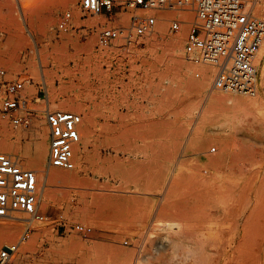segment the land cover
Instances as JSON below:
<instances>
[{
  "label": "rangeland",
  "instance_id": "obj_1",
  "mask_svg": "<svg viewBox=\"0 0 264 264\" xmlns=\"http://www.w3.org/2000/svg\"><path fill=\"white\" fill-rule=\"evenodd\" d=\"M66 1L0 0V68L10 79H23L22 93L38 115L29 126L17 127L0 112V135L4 129L12 132L14 150L29 155L39 135L49 141L46 110L74 111L83 117L76 163L78 151L85 150L81 167L74 169L78 180L53 184L46 208L40 201L41 183L38 208L45 221L32 224L15 264H233L232 256L212 252L230 246L237 220L242 226L253 222L252 254L246 255L244 243L241 260L264 264V49L255 95L215 90L214 77L200 90L191 82L199 84L208 71L215 76V68L185 55L195 12L157 11L167 20L139 44L118 40L102 47L100 32L128 26L130 14L110 21L84 13L81 0L76 7ZM250 1L264 18V0ZM67 12L73 15L72 28L59 33L56 27ZM175 18L184 21L177 32L171 29ZM175 39L190 71L186 77L180 75ZM222 95L258 101L235 112L212 108L211 99ZM68 99L74 100V109L60 105ZM0 151L8 148L0 145ZM209 160L220 164L207 173L203 165ZM23 168L36 170L28 163ZM46 170L56 168L46 165ZM96 195L111 199L100 201ZM97 205L100 211L93 207ZM28 217L17 211L0 218L14 227L0 250L18 240ZM76 224L91 230L78 232ZM203 233L206 246L197 238Z\"/></svg>",
  "mask_w": 264,
  "mask_h": 264
},
{
  "label": "built area",
  "instance_id": "obj_2",
  "mask_svg": "<svg viewBox=\"0 0 264 264\" xmlns=\"http://www.w3.org/2000/svg\"><path fill=\"white\" fill-rule=\"evenodd\" d=\"M248 0H81L82 11L91 16L114 20L118 14L129 13L128 26L105 27L99 44L109 47L118 40L127 45L139 44L155 31L160 17L157 11L171 9L196 13L194 27L188 34L185 55L195 64L215 68L213 88L227 93L252 95L258 89V63L264 45V18L258 16ZM73 15L67 12L58 23L59 33L72 28ZM184 22L172 19V31L177 32ZM23 79L8 78L0 68V112L19 126H29L37 112L29 107L22 93ZM49 127V168L70 171L75 169V151L81 142L83 117L74 111L46 110ZM215 151V148L213 149ZM38 178L32 169L23 168L17 159L0 151V218L24 212L27 226L17 241L0 250V264H15L21 245L32 231V224L45 221L38 208ZM74 228L86 233L90 228L76 224Z\"/></svg>",
  "mask_w": 264,
  "mask_h": 264
},
{
  "label": "bare ground",
  "instance_id": "obj_3",
  "mask_svg": "<svg viewBox=\"0 0 264 264\" xmlns=\"http://www.w3.org/2000/svg\"><path fill=\"white\" fill-rule=\"evenodd\" d=\"M66 2L69 6L76 7L78 0H67ZM164 18H166V15L164 16ZM161 32L163 33V29L161 30ZM172 42H175L174 48H175L176 56L178 59V60L176 59V61L180 62L179 63L180 64V75L182 77H186L187 75L190 74V71L181 62L182 54L180 52V46H179L180 42L177 39L172 40ZM263 49H264V47H262L261 52H263ZM258 65H259V63H258ZM258 68H259V66H258ZM103 72H104V70H103ZM213 77H214V71H213V74H212V72L210 73V71H208L207 74H205L203 80L199 84H196L195 82H191V85H193L195 87H199L200 90H205L206 88H208L210 86V83H211ZM261 79H262V84H264V64L261 67ZM256 93H257V91H256ZM233 94H239V93H233ZM255 94H252V95H255ZM257 101H258V99H255V98L239 97V96H234V95H230V96H223L222 95L221 97L212 98L210 101V105L212 106V108L222 107L228 111L231 110V111L235 112L237 110L249 109L252 106L256 105ZM60 105L66 107V108H71V109L75 108V102L72 99L63 100ZM83 106H85V104H83ZM90 113H92V112L90 111ZM97 116H99V115H97ZM106 125H108V127H109L108 120H106ZM85 134L87 135V133H85ZM13 139H14V134L12 132H8L6 129H4L2 134L0 135V145L7 147L8 148L7 153L11 157L17 159L21 166L22 165L24 166V164L28 163V165H30V167H34L36 169V170H34L35 172L40 171L42 173L39 176L37 175L38 191H39V187H40L41 183L43 182L40 201H41L43 207H45V208L49 207L51 205V202L53 199V194H54L53 190L51 189L53 184H57V183L72 184V183H75L79 178L77 175L78 170L76 169L74 171V169H73V170H70L68 172H64V171H61V169L56 168V170L49 171L50 170L49 169L47 171L46 165H49L50 142L48 140L46 141L42 135H39V137L37 139L34 152L29 154V155H23V154H20L19 152L15 151ZM102 146L104 147L105 150H108L110 144L102 143ZM228 147L230 148L229 143L227 144V148ZM76 150H77V148H76ZM78 155H79L78 163H76V159H75V163L77 165V168L81 167V164L85 160V150L80 149L78 151ZM99 155H100V153H99ZM219 164H220L219 160H209V161H206L204 163L203 167L205 168V171L208 173L209 169L216 170L217 167L219 166ZM204 168H203V170H204ZM170 173L172 175V172H170V170L167 171L166 173H164V177L167 179L169 176H171ZM197 175L200 177V179L202 181H205L207 178L205 173L201 174V172H200ZM147 180H148V178H147ZM95 197L98 200L104 201V202L109 201L111 199V196H109V195H96ZM93 207L96 208V210H98V211H100L102 209L101 205H97V206H93ZM234 224H235L234 235H233L231 244L229 242L230 246H228V247L226 246L227 248L226 247L224 248V244H223V248L215 247V248H217V250L215 252L213 251L212 253H217L218 255H221V254L224 255L226 253V256L228 258L230 256H232L233 259H232V261H230V263H233V264H253V262L251 260H247L246 262H244L245 260L244 261L241 260V259H244L246 257V255L247 256L249 255L251 257V254H252V245L253 244H251L252 243L251 241H253V232H252L253 222H251V221L245 222V224H243V226H242L241 222L239 220H237V221H235ZM13 235H14V227L12 225H9V224L4 225L3 223L0 222V245L2 242L11 239L13 237ZM37 237H38V235L34 238V240ZM197 238H201V240L204 241L203 245L207 243V241H205L207 239V235H205L204 233L199 234ZM244 243L248 244V248L246 250V255L242 250V246ZM212 244L214 245V243H212ZM212 244H211V246H213ZM206 245H204V246H206ZM215 246H217V245H215ZM204 251L207 252L206 254H208V255L211 253V252H209L210 250L206 247H205ZM161 260L162 259H160V262H161ZM129 263L132 264V262H129ZM185 264H187V263H185Z\"/></svg>",
  "mask_w": 264,
  "mask_h": 264
}]
</instances>
